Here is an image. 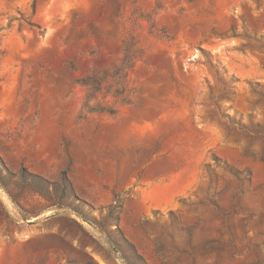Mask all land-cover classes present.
Listing matches in <instances>:
<instances>
[{"label":"rangeland","instance_id":"374dc122","mask_svg":"<svg viewBox=\"0 0 264 264\" xmlns=\"http://www.w3.org/2000/svg\"><path fill=\"white\" fill-rule=\"evenodd\" d=\"M0 159V264H264V0H0Z\"/></svg>","mask_w":264,"mask_h":264},{"label":"trees","instance_id":"16d2710c","mask_svg":"<svg viewBox=\"0 0 264 264\" xmlns=\"http://www.w3.org/2000/svg\"><path fill=\"white\" fill-rule=\"evenodd\" d=\"M140 50L136 45L131 44L130 41L123 42L121 48V58L114 65L105 68V71H94L90 75L78 81V83L85 87L88 91V98H94L96 95L105 92L107 95H112L117 103L119 101L123 104H128L129 100L127 98V81L130 71L133 69L136 60L138 59ZM88 102V101H87ZM88 107V104L86 103ZM91 113H106L109 115H115L116 110L111 106L104 104H97L95 107L89 108ZM4 163L0 159V186L11 196L13 200L15 197L8 191L6 184V176H12L9 172L4 175ZM21 181L26 184V187L33 189L37 193L49 197L51 194L57 196L59 193V187L57 184L49 182L44 179H39L35 176H29L26 173L21 174ZM61 187H63L62 194L57 196L56 204L62 206L63 202L67 197L76 198L74 192H71V187H69V182L67 175L64 173L61 178ZM70 191V194H68ZM121 209V203L117 202L111 209L110 217L113 218L114 213ZM82 218L87 219L84 214L78 212ZM88 220V219H87ZM113 243V242H112ZM114 244V243H113ZM115 245V244H114Z\"/></svg>","mask_w":264,"mask_h":264}]
</instances>
